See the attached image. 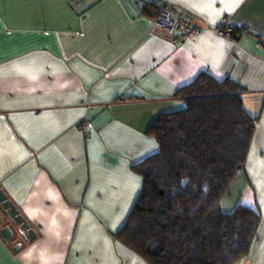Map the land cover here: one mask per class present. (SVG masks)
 Returning <instances> with one entry per match:
<instances>
[{
	"label": "crops",
	"instance_id": "0c3cea01",
	"mask_svg": "<svg viewBox=\"0 0 264 264\" xmlns=\"http://www.w3.org/2000/svg\"><path fill=\"white\" fill-rule=\"evenodd\" d=\"M154 1L190 15L197 37L173 45L136 0H0V191L36 234L0 205V264H148L116 237L142 189L134 168L202 73L239 84L257 120L221 209L260 214L238 264H264V0Z\"/></svg>",
	"mask_w": 264,
	"mask_h": 264
},
{
	"label": "trees",
	"instance_id": "16d2710c",
	"mask_svg": "<svg viewBox=\"0 0 264 264\" xmlns=\"http://www.w3.org/2000/svg\"><path fill=\"white\" fill-rule=\"evenodd\" d=\"M243 89L200 74L176 97L184 104L147 130L158 145L134 171L142 189L117 240L148 264H238L248 257L261 216L221 209L245 169L257 120Z\"/></svg>",
	"mask_w": 264,
	"mask_h": 264
},
{
	"label": "built area",
	"instance_id": "2783aa9c",
	"mask_svg": "<svg viewBox=\"0 0 264 264\" xmlns=\"http://www.w3.org/2000/svg\"><path fill=\"white\" fill-rule=\"evenodd\" d=\"M136 1L141 8L148 11L154 28L168 34L173 45L177 46L182 39H195L199 34V28L190 15H180L165 4H160L154 0Z\"/></svg>",
	"mask_w": 264,
	"mask_h": 264
},
{
	"label": "water",
	"instance_id": "95a60500",
	"mask_svg": "<svg viewBox=\"0 0 264 264\" xmlns=\"http://www.w3.org/2000/svg\"><path fill=\"white\" fill-rule=\"evenodd\" d=\"M0 205L12 221L13 225L19 227L20 231L27 237V240H33L36 234L32 231L28 222L20 215L16 206L8 200L7 196L2 191H0ZM1 235H3L6 242H11L14 238V232L10 227H5L2 230ZM17 249L18 248H15L14 251H17Z\"/></svg>",
	"mask_w": 264,
	"mask_h": 264
},
{
	"label": "rangeland",
	"instance_id": "374dc122",
	"mask_svg": "<svg viewBox=\"0 0 264 264\" xmlns=\"http://www.w3.org/2000/svg\"><path fill=\"white\" fill-rule=\"evenodd\" d=\"M227 195H228V194H227ZM227 195H226V196H227ZM226 199H228V197H227ZM233 208H234V207H233ZM233 208L231 209V211L233 210Z\"/></svg>",
	"mask_w": 264,
	"mask_h": 264
}]
</instances>
